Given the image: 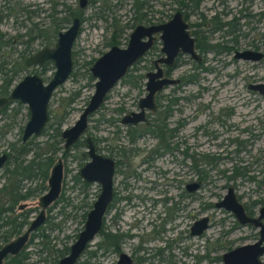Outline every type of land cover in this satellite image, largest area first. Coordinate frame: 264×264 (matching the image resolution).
Returning <instances> with one entry per match:
<instances>
[{
	"label": "rangeland",
	"instance_id": "1",
	"mask_svg": "<svg viewBox=\"0 0 264 264\" xmlns=\"http://www.w3.org/2000/svg\"><path fill=\"white\" fill-rule=\"evenodd\" d=\"M41 1L40 8H44L45 11L25 22L27 26L35 23L34 32L38 31L40 35L32 41L33 52L43 46H53V20L60 23L59 31L67 27L68 22L62 23V19L66 16V12H63V4L74 13L81 10L79 32L71 47L72 70L67 79L54 89L48 103V110L50 109L52 114L55 110H57L56 115L68 110V114L59 125V130L72 125L85 106L93 91V82L88 78L90 76L88 67L111 46L110 40L115 39L117 43L114 45L124 47L128 34L136 24L164 22L177 7L176 0H146L149 7L144 10L145 19L138 21L132 19L134 0H91V3H87L82 9L78 7V0H50L54 2L52 7L50 6L52 3H46V0H38V2L34 0L36 3ZM22 2L20 4L25 6L24 4L31 0ZM211 4L214 2L210 0L201 4L199 11L205 21L213 15V11L216 14L225 6L217 4L215 9H211L213 6ZM228 6L234 7V2L229 1ZM218 19L223 22L227 20V16H218ZM185 21L192 24L198 21V16L188 13ZM262 24L259 29L252 32L253 38L260 37L264 22ZM25 30L19 26L15 27L10 18H7L0 27V31L8 38L17 33L24 34ZM245 30L247 29L241 27V31ZM203 34L206 43L210 45L221 44L226 39L221 31L211 35ZM27 36L22 39L25 40ZM46 36L49 38L46 39ZM247 41L263 53L260 60L242 61L233 59L230 52L218 54L207 50L202 54L203 61L200 63V68H196L193 65L195 62L184 54L178 57L176 65L169 71L170 78L180 81L177 85L165 87L155 95L157 108L150 117L152 119L158 116L167 100L177 99L165 121L168 124L167 128H171L177 120L183 124L178 137L172 139L169 144V147H172V144L176 147L172 152L171 161L169 154H163L152 162L153 169L144 170L146 165L141 163V159L150 148L155 146V139L143 135L131 144L127 140L126 127L118 121L123 113L136 110L138 98L145 93L144 74L153 70V60L162 56L157 35L151 48L133 65L132 71L111 88L101 106L88 117L85 134L93 138L99 153L121 161L119 167L115 168L113 198L102 218L101 226L103 232L126 235L121 237L118 245L121 251L130 253L131 245L137 243L136 239L131 240V235L128 236L133 231L131 230V194L157 195L162 200L168 198L170 201L166 203L169 204L175 201L178 192L174 182L178 179H183L184 182L196 180L198 176L196 170L204 171L205 179L200 183L197 191L184 198V203L189 205L178 212L177 230H173L174 235H178L181 240L179 244L193 245L190 248L192 256L189 258L183 256L182 260V253L179 251L175 255L178 262H167V264H222L219 257L227 250L226 248L250 242L256 233L253 228L247 226L237 227L235 218L230 212L213 205L229 186L234 189L237 199L252 213L264 205V97L247 88L250 83L264 82V36L260 40L249 36ZM248 45L239 43L237 49L240 50ZM12 46L14 45L2 49L0 47V50H8ZM15 48L21 50L23 46L16 45ZM23 59L24 57L18 58L14 54L6 55L2 59L0 55V62H4L6 68H20ZM40 70V68L24 67L11 83L14 84L21 76L32 72L39 74L46 81L51 77L54 67L48 62L44 66L42 75ZM191 78L194 81L187 82V79ZM75 93L77 97L72 103H68ZM15 110L13 117L12 111ZM26 119V106L24 104L17 106L14 102L4 114H0V132L3 133V137H0V153L7 150L9 152L7 147L11 144L19 145L20 130ZM53 127L54 125L46 128L40 135L30 139L28 151L22 156L21 161L24 165L36 153L42 157L50 156L53 161L61 158L63 197L50 210L45 211V222L38 227V231L34 232L38 235H34L24 249L26 258L22 261L23 264H40L37 263V251L41 241L57 249L71 244L82 229V214L90 209L89 206L91 207L99 192L96 183L82 186L81 178L77 176V170L87 161V158L80 154L83 150L82 146L75 144L67 150L64 157H61V150L51 152L48 149L53 144L55 148L62 146L61 140L53 136L55 135ZM131 147L137 149V152L128 160L118 156V149L131 150ZM178 160L181 161V166ZM8 167L10 169L12 166ZM235 169L242 175L233 176ZM1 173L2 171H0V184L4 181ZM136 176L138 177L135 178ZM150 180L155 183L156 194L148 190L144 191V188L152 187ZM44 184L46 181L41 178L22 182L20 192L30 188L36 189L32 195L19 202L24 203L30 210L28 220L33 218L38 210L37 198L43 191L39 187ZM13 211V214L18 212L16 208ZM143 214L144 212L142 213L144 217ZM202 216L209 218L208 228L199 237L188 236L192 222ZM143 217L141 221L145 218ZM163 226L165 228L171 225L164 223ZM147 228L148 226L137 230L138 235L144 234ZM39 232L46 236L41 238ZM164 235L167 236V233ZM99 238L98 234L91 245L96 244ZM114 258L115 254H112L107 262ZM260 260L264 263V254Z\"/></svg>",
	"mask_w": 264,
	"mask_h": 264
},
{
	"label": "flooded vegetation",
	"instance_id": "2",
	"mask_svg": "<svg viewBox=\"0 0 264 264\" xmlns=\"http://www.w3.org/2000/svg\"><path fill=\"white\" fill-rule=\"evenodd\" d=\"M19 1L22 2L23 0H0V27L3 24V22L5 20H7V18H10V19H12V22H13L15 27L19 26L21 28L26 29L24 34L17 33L13 37L11 36L10 38L5 37L6 34L2 33L0 31V47H1V49L5 46L14 45L8 50H5V49L0 50L1 58L3 59L4 57H6V55H10V54H14L18 58L24 57V59L21 62L22 66L20 68H17V69L6 68V67H4V62H0V75L2 76V80L0 81V86L6 80H8V82H9L7 88H5L4 92L2 91V87L0 88V97L7 99V101L3 105L0 106V114H4V112L6 110H8L9 105L13 102L16 103L17 106L24 104V103H20L17 100L9 99L8 96H9L11 90L14 88V86L25 75H33L34 74V75H37L38 77L41 78V76L39 74L32 72V73H28V74L21 76V78L18 79V81H16L14 84H12L11 82L16 77L18 72L20 70H22V68H24V67H32L35 69L40 68L41 69L40 74H41L42 71L44 72L45 64L48 62L49 63L51 62V61H46L42 65H29V66L24 65V61L29 56H31L33 53L36 52V51L33 52V48L31 47L32 41L40 36L38 31H37V33L34 32V29H36L35 23H32L31 26H27V24L25 22L30 21L32 18L36 17L38 15V13L45 11V10H44V8H40V6L42 5L41 4L42 1L39 3H36V2H34V0H31V2L24 4L25 6L21 5ZM203 1H206V0H177V7L174 10V12L178 11L181 14V18L187 24L186 30H187L188 34L194 40L193 41V47H194L195 52L199 56V61L196 62V61L192 60L189 56L188 57L193 62H195L193 65H195L196 68L201 67L200 63L203 61L202 54H203V52H206L207 50H212L214 52H218V54L230 52V53H232L233 59H236L233 57L235 52H241L244 50L260 52L256 48L253 47L251 42H249L247 40H248L249 36L252 39H256V40H258V39L260 40L264 36V29H263V32L259 34V36H260L259 38H256V37L253 38L251 35L253 31H256L257 29H259L260 25H263L262 22H264V0H210L212 3L214 2V4H215V5L211 4V5H213V6H211V9H215V7H217V4L218 5H225V6L222 10L220 8V10L218 12H216V14H215V11H213V15L209 16L207 21L204 20L203 14L199 11V10H201L200 7H201V4L203 3ZM229 1L234 2V7L228 6ZM37 2H38V0H37ZM47 2L52 3L50 5L51 7L54 5V2H51L50 0H46V3ZM78 2H79V0H78ZM87 3H91V0H85V4L82 7H80L79 3H78L79 9L84 8L85 5H87ZM113 5H115V4H113ZM147 7H149V5H147V1H146L143 5V9L144 8L146 9ZM52 11L54 12L53 8H52ZM80 11L81 10H78V12L76 11V13L78 15L71 16L72 11H70V8L68 6L63 4V12H66V16H64V18L62 19V23L68 22V25H67V27H68L69 24L71 23V20L73 17H77L80 20V14H79ZM209 11H210V9H209ZM188 13L195 14L196 16H198V21L194 22L192 24H188L185 21ZM222 15L223 16L226 15L227 20L220 22V20L218 19V16H222ZM52 23L54 26L52 41L55 42L56 33L59 31L58 28L60 26V23L56 22V20L55 21L53 20ZM241 27H244L247 30L241 31ZM218 31H221L222 36L226 37V39L224 41H222L221 44H215V45L207 44L206 43V37L204 36L203 33H209V35H211V33H216ZM26 35H28L27 38L25 40L22 39V37H24ZM4 38H6V39H4ZM45 38L48 39L49 36H46ZM54 42H53V44H54ZM239 43H247L249 45L247 47L241 48L239 50V49H237V45ZM16 45L17 46L22 45L23 48H21V50H19V49L15 48ZM47 47H49V46H47ZM260 53L262 54V56H261V58H262L263 53L262 52H260ZM180 55H184V54H179L170 66L162 65V71H163V75L165 77H169L168 73L171 69L174 68V66L177 63L178 57ZM260 59H258V60H260ZM240 60L250 61V60H243V59H240ZM258 60H256V61H258ZM251 62H255V61H251ZM152 66H153V64H152ZM12 67H14V66H12ZM41 80H42V83H46L48 81V80L44 81L43 78H41ZM174 80H177V82L174 84L166 85L165 87L171 86V85H177L180 81L179 79H174ZM176 100H177L176 98H171V99L167 100L166 105L163 106L164 109L161 110V112H159V115L156 116L155 118L151 119V117H150V114L154 113V111L157 108L155 97H154L155 107L152 110H145L144 111V120L143 121H139V122L134 123V124H129V123L122 124L120 122L121 117L123 115L131 112V111L123 113L118 120L122 126L126 127V130L128 128L129 129L131 128V137H132L131 144L134 143L136 141V139L143 137V135H148V136L155 139V146L150 148L148 150L147 154L141 159L142 160L141 163L146 165L144 170L153 169L152 162L156 159V157H159L163 154H169L170 155L169 160L170 161L172 160L171 159L172 152H173V150H176V147H175V145L173 146L172 143H171L172 147H169V144H170V141L172 139L178 137L179 130L183 124L179 120H177L175 123H173V126L171 128H167L168 124L165 121L168 119L169 115L171 114V111H172L171 106H173V104L176 103ZM48 103H49V101H48ZM26 109H27V106H26ZM135 111H137V103H136V110ZM15 112H16V110L12 111L13 117L15 115ZM47 115H48L47 122L45 123L41 132L38 135H40L42 133V131L45 130L46 128H49V127H47V125L49 123V117H50L49 116V110H48V104H47ZM27 120H28V110H27L26 121ZM26 121H25V123H26ZM25 123L23 124V126L21 127V130H20L21 134H20V138L18 140L19 145L15 146V145L11 144L7 147V148H9V152L7 150V151H3L0 153V155H2V154L5 155V159L3 161V164H2V166H0V171H2L1 174L4 177L3 183L1 182V184H0V246L8 241V239H6V231H7L6 230V226H7L6 219H7V216L9 215L8 210H9L10 195L11 194L12 195L22 194V193L27 192V191H29V192H31V194H33V192L36 191V189L30 188V189H25L23 192H20V190L22 188V182L24 180H29V181H31V180L24 178V176L22 175V171H19L18 169L15 170V166H19L18 165L19 162L22 163L21 159L23 156L22 154H15V152L18 151L20 148H23L24 145H29V141H31L30 139L32 137H35L34 135H31L25 141L21 140V135H22V131H23V127H24ZM155 123L157 124V126H155ZM54 128H55V126L53 127V130H54ZM62 130L63 129L59 130L58 136L56 134L53 135V136L57 137L59 140H61L62 146L60 148H55L53 146L54 145L53 144L52 146H50L51 152L56 151V150H61L60 151L61 157H64L67 154V150L70 149L72 146H75V144L82 146L83 150H84V145L82 142L84 135L80 136V138L78 140H76L71 146L64 148L63 147V140L60 137V133ZM152 130H154L155 132L152 133ZM157 130H161L163 132V139L165 141L163 144L159 142V138H158V136H156V134H158ZM0 137H3L2 132H0ZM83 150L81 151L80 154L82 157L86 158V156L82 155ZM136 152H137V149H134L131 147V157ZM57 159L61 160V158H57ZM55 161L52 160V163L48 167L47 176L45 178V181L47 180L50 168ZM114 161H115V168H116L117 167V165H116L117 160H114ZM14 162H16L17 164H13ZM177 162H178L179 166H181V164H182L181 161L178 160ZM61 163H62V160H61ZM9 165L12 166L10 169L8 167ZM193 167H195V166L193 165ZM12 171H14V175L10 174V172L12 173ZM196 171L198 172V170H196ZM62 175H63V172H62ZM132 175L133 174H131V176ZM77 176L79 177L78 174H77ZM137 177L138 176H136L135 178H137ZM61 182H62V180H61ZM195 182H198L199 186H200L201 182L198 180V178H196V180H194V181H187V182H184L183 179L176 180L174 182V184H175V187H176L178 192H177V195L175 197V201L171 202L169 204H167L170 201V200H168V198H165L164 200H162V198H160L157 195L156 196H150V195L138 196L136 194H131V230L133 229V231L131 232V234H128V236L131 235V240L136 239L137 243L131 245L130 253L123 252L118 247L119 242L121 240V237L126 236V235L121 236L122 234L103 232L100 229L101 231L99 230V232L93 237V239H91L84 246V248L79 253V255L77 256V258L75 259V262L73 264H105V263L108 264L110 262H111V264H116L117 260L119 258V254L121 252L125 253L129 256V258L131 260V264H167V262L176 263L178 261H177V256H175V255H177V252H179V251L182 253V255H181L182 260H183V256L186 258L191 257L192 254L190 253V248L193 247V245L188 244L186 246H183V245L179 244V242L181 240H180L178 235H176V234L174 235L175 231L173 232V230H177V223H178L177 214H178V212L181 211L184 207H187L189 205L187 203L186 204L184 203V198L191 196V194L193 192L197 191L199 188L198 187L195 190H188V188L190 187V184L195 183ZM85 183H86V185H84V186H88V184H91V183H87V182H85ZM149 183L152 184V187L149 186L147 188H144V191L146 192L148 190L149 192H155V194H156V189L154 186L155 183L152 182L151 180ZM9 187H11V190H13L12 193H10ZM39 188H40V190H43L42 191V194H43L47 189V185L46 184L41 185ZM62 197H63V194L61 193V189H60V193H59L57 199L52 201L45 208V211L50 210V208H52L57 203V201ZM38 198H37V205H38ZM16 200H17V202L11 208L12 209V213L10 214L11 216L17 215L20 212H24V211L30 212V210L26 206L19 207L20 204H24V203H19L20 201H22L24 199L18 200L16 198ZM133 200H134V202H133ZM213 205L215 206V202L213 203ZM243 207H244L246 215L251 216V217H256L258 215L257 211L260 208L259 207L255 213H252L244 205H243ZM15 208L17 209L18 212L13 214V212H14L13 209H15ZM38 210H39V206H38ZM38 210H37V212H38ZM37 212L34 214V216L37 214ZM143 212H144L143 215L145 218L142 216ZM139 214H141V215H139ZM85 215H86V212L84 214L83 221L85 219ZM231 215L234 217V215L232 213H231ZM141 217L144 218V219H142V221H141ZM45 219H46V215H45L43 223L45 222ZM207 219H208L207 220V228H208L209 218L207 217ZM235 221L237 223V227L247 226V227L253 228V230H255L256 233L254 234V236L252 237L250 242L242 243L238 246H234L231 248H226L227 250L224 251L223 253L228 252V251H230L236 247H239V246H243L246 244H252L259 238V228L258 227H254L252 224H249V223L240 224L236 220V218H235ZM262 222L264 223V219H262ZM164 223H167V224L170 223L171 226L170 227L166 226L164 228V226H163ZM173 225H174V228H173ZM191 225H190V227H191ZM147 226H148V228L145 230L144 234L138 235L137 230H141L142 228L145 229ZM190 227L188 229V236H190V237H199L207 229V228L204 229L198 235H191L190 234ZM37 229L38 228H36L32 233L37 231ZM32 233H31V235H32ZM107 233L111 234V236H112L111 239H109L108 236L106 237ZM164 233H167V236H165ZM98 234L100 236L99 240L96 242V244L91 245V242L94 240V238ZM31 235L29 237L28 242H30ZM245 240H247V239H245ZM263 244H264V240L262 241L261 245H263ZM26 245H25L24 249L26 248ZM70 245L71 244L64 245L60 249H57L53 245H50V244H48L45 249H41L39 247L38 251H37V253H38L37 263H40V264H52V263L57 264L61 257L68 254ZM24 249L21 250L20 252H24ZM112 254H115V258L113 260H110V262H107V261H109V258ZM165 254H166V257H165ZM262 255L259 256V258H258L259 260H260V257ZM24 256H26L25 253H24ZM11 257L8 256L7 258H5L2 262V264H4ZM202 258H204V257L202 256ZM219 258L221 259V256ZM23 260L24 259H22V261Z\"/></svg>",
	"mask_w": 264,
	"mask_h": 264
},
{
	"label": "water",
	"instance_id": "3",
	"mask_svg": "<svg viewBox=\"0 0 264 264\" xmlns=\"http://www.w3.org/2000/svg\"><path fill=\"white\" fill-rule=\"evenodd\" d=\"M79 6L85 4V0H79ZM80 20L73 17L69 26L56 33V39L52 47L43 46L29 56L24 65H42L51 61L54 71L51 78L42 83L37 75H25L11 90L9 99L24 103L28 110L21 140L25 141L31 135L37 136L47 122V104L52 91L62 84L72 70L71 47L79 32ZM187 24L181 18V14L175 11L170 18L161 23L143 25L136 24L124 47L111 45L105 52L97 57L88 67V72L93 79V91L85 106L72 125L63 129L60 137L63 147L71 146L80 136L84 135L82 142L84 150L82 155L87 161L78 169L77 174L87 183H96L99 192L86 212L82 229L77 233L75 240L69 247L67 255L61 257L57 264H73L84 246L99 232L102 226V218L113 198V176L115 161L112 157L103 155L97 151L93 138L85 134L88 117L103 103L107 93L126 74L127 70L141 58L152 46L155 35L160 41V53L162 56L153 60V70L144 74V95L137 100V111H131L120 119L122 124H134L144 120V111L155 107L154 97L166 85L174 84L177 80L165 77L162 65L170 66L179 54H187L192 60L198 62L199 56L193 47V38L188 34ZM262 54L257 51L244 50L235 52L236 59L256 61ZM247 88L256 91L264 97V82H254ZM7 101L0 97V106ZM5 155H0L2 166ZM62 180V163L57 159L50 168L46 180L47 189L39 196L37 214L31 218L27 226L13 238L0 246V264L5 258L16 256L27 244L31 233L44 221L45 208L57 199ZM199 183H191L188 190H195ZM25 206L20 204L19 207ZM217 208H223L234 215L240 224L249 223L259 228V238L252 244L236 247L221 254L222 264H263L258 258L264 253V205L258 209L256 217L247 216L242 203L237 199L234 189L229 186L222 197L215 202ZM207 217L202 216L195 220L190 227L191 235H198L207 228ZM116 264H131L129 256L120 253Z\"/></svg>",
	"mask_w": 264,
	"mask_h": 264
},
{
	"label": "trees",
	"instance_id": "4",
	"mask_svg": "<svg viewBox=\"0 0 264 264\" xmlns=\"http://www.w3.org/2000/svg\"><path fill=\"white\" fill-rule=\"evenodd\" d=\"M146 2V0H134V5H133V18L134 20H138L141 21L143 19H145V11L143 9V5ZM177 2V0H176ZM78 15L77 13L72 12L71 16H76ZM100 18V17H99ZM116 42L115 39H111L109 44L114 45ZM133 68V65L127 70L126 75L128 74L129 71H132L131 69ZM126 75L124 77H126ZM123 77V78H124ZM88 78L93 82V79L88 76ZM194 81V79H187V82H192ZM8 80H6L1 86L2 87V91H5V88H7L8 86ZM77 97V93L73 94L72 98L69 99L68 103H72L74 101V99ZM57 114V110H55L52 114V112L49 109V123L47 125V127H51L52 125L55 126L54 131L55 134L58 136L59 135V125L61 124V122L64 120V118L66 117V115L68 114V110H63L61 111L58 115ZM51 116L53 119H51ZM155 126H157V124L155 123ZM155 131L152 130V133H154ZM156 136H158L159 138V142L160 143H164V139H163V132L161 130H157ZM126 135H127V140L129 143H131L132 137H131V128L126 130ZM51 151V148H48ZM119 153L118 156H120L122 159L128 160L129 157L131 156V150H123V149H118ZM28 151V145H24L23 148H20L18 151L15 152V154H22L24 155L26 152ZM112 151V150H111ZM52 163V158L50 156L47 157H42V155L40 154H35L34 157H32L29 161H27L24 165H22L23 163H18L19 166H15V170L18 169L19 171H22V175L24 176V178L26 179H37V178H41V180H45L46 176H47V169L50 166V164ZM13 164H17L16 162H14ZM121 164V161L118 159L116 161V165L117 168L119 167V165ZM14 170V171H15ZM11 171V170H10ZM14 171H12V173L10 172V174L14 175ZM198 180L200 182H202L205 179V172L198 170ZM9 174V175H10ZM242 175V173L240 171H237L236 169L234 170L233 176L235 175ZM76 180H79L78 177H75ZM80 182L82 183V186L86 185V183L83 180H80ZM10 193L13 192V190H11V187H9ZM32 195L31 192L27 191L24 192L22 194H15V195H10V201H9V215L7 216L6 219V223L8 226V229L6 231V239L10 238L13 235H17L19 234L28 224L29 220H28V211H24V212H20L17 215H13L11 216L10 214L12 213V207L13 205L17 202L16 198L18 200H22V199H26L28 196ZM62 199V198H61ZM110 205V204H109ZM90 208V206H89ZM84 214L85 212L82 214V219L84 218ZM38 231V229H37ZM101 231V230H100ZM34 235H38L36 233H32L31 238L32 239L34 237ZM39 236L41 238L45 237L46 235H44L42 232H39ZM108 236L109 239L112 238L111 234L106 235V237ZM40 248L41 249H45L46 246L48 245L47 242H43L41 241L39 243ZM26 256H24V252H20L17 256L11 257L9 258L4 264H23L22 259H25ZM53 264V263H52Z\"/></svg>",
	"mask_w": 264,
	"mask_h": 264
}]
</instances>
